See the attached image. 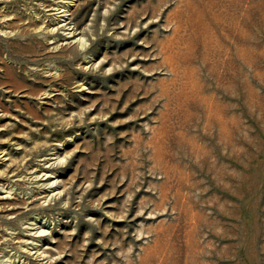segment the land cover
<instances>
[{"label":"rangeland","instance_id":"obj_1","mask_svg":"<svg viewBox=\"0 0 264 264\" xmlns=\"http://www.w3.org/2000/svg\"><path fill=\"white\" fill-rule=\"evenodd\" d=\"M23 262L264 264V0H0V264Z\"/></svg>","mask_w":264,"mask_h":264},{"label":"bare ground","instance_id":"obj_2","mask_svg":"<svg viewBox=\"0 0 264 264\" xmlns=\"http://www.w3.org/2000/svg\"><path fill=\"white\" fill-rule=\"evenodd\" d=\"M63 11V10H62ZM68 23V22H67ZM67 25V24H66ZM63 26V25H62ZM60 28H61V25H60ZM63 28V27H62ZM66 31V30H65ZM68 32V31H67ZM73 32H74V30H73ZM69 33H70V30H69ZM82 35V34H81ZM65 36V35H64ZM69 36V35H68ZM80 36V35H79ZM76 38H77V36H76ZM71 40V39H70ZM73 40V39H72ZM71 42V41H70ZM75 42V41H74ZM76 42H77V40H76ZM79 45V44H78ZM81 48H83V47H81ZM49 162V161H48ZM59 162H60V160H59ZM54 164H56V163H54ZM53 165V164H52ZM48 166V165H47ZM46 173V172H45ZM48 174V173H47ZM37 175V174H36ZM35 175V176H36ZM38 176H40V175H38ZM54 178H52L53 179V181L55 182L56 181V176H53ZM56 177V178H55ZM35 178V177H34ZM52 181V182H53ZM57 182V181H56ZM51 186V185H50ZM1 188L2 189H4V186L2 185L1 186ZM47 189V188H46ZM45 189V190H46ZM64 190V189H63ZM1 192H6V194H8V190H1ZM12 192V191H11ZM60 193H61V189L60 188H58V187H53V188H50L46 193H43V198H44V200H48V199H51L52 197H56V196H60ZM64 194V193H63ZM4 195V194H3ZM3 195H1V196H3ZM58 196V197H59ZM61 197V196H60ZM59 197V198H60ZM4 198V197H3ZM54 200V199H53ZM48 202V201H47ZM50 203V202H49ZM43 227V226H42ZM42 227H37L36 228V230L33 232V233H37V236L38 235H40L42 232H44V229L42 228ZM25 230H27V229H25ZM10 235V234H9ZM31 235V234H30ZM35 235V234H34ZM43 235V234H42ZM30 237V236H29ZM40 237V236H39ZM34 240V239H33ZM35 241V240H34ZM37 241V240H36ZM20 243H21V241H20ZM23 243V242H22ZM34 243V242H33ZM36 243V242H35ZM22 245H24V244H22ZM33 245V244H32ZM9 246V245H8ZM28 246V245H27ZM27 246H26V248H27ZM30 248V247H29ZM28 252V251H27ZM33 252V251H32ZM26 253V252H25ZM31 253V252H30ZM34 253L36 254V253H38L37 255H41V257H42V255H44L45 254V251L44 250H41V246H36L35 247V251H34ZM29 254V253H28ZM25 261V260H24ZM24 263H26V262H23V263H20V264H24Z\"/></svg>","mask_w":264,"mask_h":264}]
</instances>
